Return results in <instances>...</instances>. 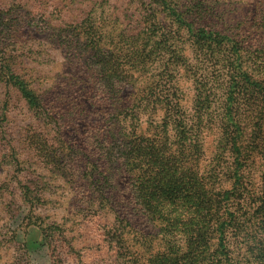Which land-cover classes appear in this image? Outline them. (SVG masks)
Masks as SVG:
<instances>
[{"label":"rangeland","instance_id":"1","mask_svg":"<svg viewBox=\"0 0 264 264\" xmlns=\"http://www.w3.org/2000/svg\"><path fill=\"white\" fill-rule=\"evenodd\" d=\"M193 10L196 25L185 17ZM202 43L231 60L223 87ZM248 52L264 62V0H0V264H197L175 254L194 237L203 250L205 200L175 219L171 186L195 190L196 180L177 177L159 96L177 95L189 117L197 96L221 98V124L210 119L202 136L207 174L221 133L232 127L228 144L239 136L231 106L251 85ZM256 74L264 103V65ZM139 102L145 111L127 117ZM119 153L130 161L121 169L109 160Z\"/></svg>","mask_w":264,"mask_h":264},{"label":"trees","instance_id":"2","mask_svg":"<svg viewBox=\"0 0 264 264\" xmlns=\"http://www.w3.org/2000/svg\"><path fill=\"white\" fill-rule=\"evenodd\" d=\"M197 11L199 10H193L190 16H185L191 25H196L194 18H197ZM136 40L138 45L139 42L141 43L142 37L136 38ZM200 52L204 57L201 60L209 61L206 64L207 69L213 68L212 73L222 70L218 75L222 79L219 85L223 87L230 76L229 70L226 69V66L231 63L229 56L218 47L208 43L200 45ZM245 60L248 62L247 76L251 85L249 88L237 90L232 98L231 106L234 127L238 130L239 136L235 142L228 144L227 135H230L232 127L227 126L225 132L221 133L220 138L223 140L220 143L222 144L221 153L215 158L216 162L207 174L201 172L200 166V160L205 153L202 136L210 119L216 121L218 125L221 124L217 120L221 113L217 104L221 98L210 92V94L197 96L198 106L194 110L195 114L193 117H189L183 111L177 95L173 97L159 96V99L169 102L167 109L169 115L163 120L162 139H171V143H178L175 148L171 144L169 147L172 153L171 157L177 155L179 162L176 172L178 176H176L178 178L190 176L187 174L190 170L193 175L191 181L196 180L193 184L196 185L194 186L195 190H192V182L191 184L181 182L178 184L180 185L178 190L175 184L171 186L176 190L172 191L173 193L181 192L178 198L179 204L176 205L178 201H174L175 207L172 209L175 219L187 218L189 207L196 205L195 201L202 194L205 200L202 212H200L206 233V237L202 240L203 250L199 251L197 237L188 239V251L177 250L175 254L177 259L199 258L197 264H264V182L263 192H256L253 188V176H255L258 162L262 165L263 173L261 174L264 178V103L253 86L254 81H257L255 80L256 73L261 71L264 62L261 61V56H257L255 52L246 53ZM258 84L262 86L264 81L258 80ZM151 101L149 99L148 103ZM138 108L127 113V117H136L139 110L145 111L146 109L142 102ZM156 110L154 107L153 112ZM174 114L175 116H173ZM170 129L175 132L169 134ZM130 132L132 130H129L126 135L128 136ZM124 142L111 146L119 150L124 149L126 147ZM127 154L129 155L128 152ZM127 154L119 153L118 156H111L109 160L115 161L121 169L128 162ZM173 182L177 183L175 180ZM227 185H233V193L229 196H225L226 192H223ZM200 188L203 190L198 193ZM185 202L188 203L187 206L182 207ZM180 232L186 234L188 230L184 229ZM242 251H245L246 256L238 259Z\"/></svg>","mask_w":264,"mask_h":264}]
</instances>
